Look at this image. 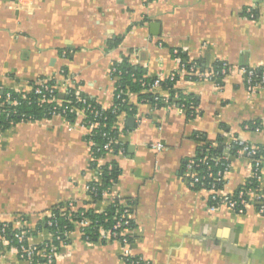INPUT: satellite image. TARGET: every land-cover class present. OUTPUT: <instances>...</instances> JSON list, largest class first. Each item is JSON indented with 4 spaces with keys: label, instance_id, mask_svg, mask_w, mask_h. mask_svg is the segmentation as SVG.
I'll return each mask as SVG.
<instances>
[{
    "label": "crops",
    "instance_id": "obj_1",
    "mask_svg": "<svg viewBox=\"0 0 264 264\" xmlns=\"http://www.w3.org/2000/svg\"><path fill=\"white\" fill-rule=\"evenodd\" d=\"M175 49L185 61L202 60L203 72L226 61L230 74L219 83L178 76L175 88L198 99L194 118L160 87L150 90L162 95L159 108L131 93L136 113L118 116L117 147L99 161L120 169L102 200L88 193L101 178L84 114L23 121L0 133V225L35 230L58 203L90 202L103 212L119 197L134 205L135 225L123 233L145 264H264V214L255 205L240 214L212 204L207 191L188 184L184 168L201 145L196 133L214 144L222 136L225 146L232 136L264 144V132L247 127L264 126V84L249 92L241 72L264 71V0H0V81L16 91L40 78L64 84L66 68L80 90L111 108L116 61L129 55L148 76L164 79L178 68ZM221 148L231 163L223 192H235L249 181L252 162ZM262 175L264 186V164ZM50 237L39 231L29 242ZM70 237L56 264H124L118 239L89 241L79 225ZM0 264L34 263L7 247Z\"/></svg>",
    "mask_w": 264,
    "mask_h": 264
},
{
    "label": "trees",
    "instance_id": "obj_2",
    "mask_svg": "<svg viewBox=\"0 0 264 264\" xmlns=\"http://www.w3.org/2000/svg\"><path fill=\"white\" fill-rule=\"evenodd\" d=\"M182 56L183 53H182ZM203 65V61L199 60V66ZM219 66V63L214 65L215 68ZM63 76L68 75L66 68L62 69ZM112 76L116 78L114 98L115 103L111 108H104L101 106L96 99L90 97L79 88V84H72L69 93L65 95L63 105L69 106L68 110L63 114L70 121H74L77 118L75 107L85 108L86 117L84 123L87 127H91L92 122H99V125L91 128V131L86 135V140L91 144L92 154L99 158L105 155L106 151L104 146L109 136H118V131L113 127L114 122L118 116L126 112L128 115H135L136 106L130 103L129 96L131 93H138L139 98L144 101H151L155 107L159 108L163 106L160 99H156L159 94L151 92L154 83L158 77L148 76L145 71V67L134 64L130 56H123L122 59L116 61L113 64ZM40 80H46V78H40ZM39 80V81H40ZM178 80V76L174 80L169 78L160 81V88L167 91L169 101H172L175 97H179L180 100L177 104L186 105V114L188 118H194L197 116L195 109L198 106V99L193 95H186L179 89L175 88V84ZM55 78H50L49 84L56 83ZM40 87L38 82H32L31 89L27 92L20 93L14 89L7 88L0 81V133L6 131L12 126L23 122V121H39L46 118H51L54 115V104L42 100V95L36 93V88ZM11 94V98L15 100V103L9 104L7 102V94ZM58 96L60 92H57ZM60 106L56 111L57 114H62L64 106ZM257 125H261L260 120H256ZM252 124V122L250 123ZM107 133V136L104 135ZM195 138L201 142L197 150V154L194 158L199 161L200 159L206 160L212 166L213 172H217L222 167V160H217L223 155V137L219 136L216 140L217 144L207 139L202 133H196ZM248 144L255 146L259 149L260 154L264 152V144L253 145L250 142ZM117 147V142L113 144L114 150ZM238 145L233 144L230 147V152L236 154ZM191 158L187 159L184 163V168L187 162ZM112 169L108 168V164L101 166L102 172L100 182H91V189L88 191L92 201L96 202L104 199V193L111 191L112 187L118 180L120 175V169L116 163L112 162ZM92 166H96V161H92ZM207 165H201L199 170H206ZM258 181L256 179H250L246 188L256 186ZM200 187V186H197ZM198 189V188H197ZM73 203V205H71ZM84 205H79L77 201H66L61 202L49 209L44 214L43 219L40 220L35 230L30 229H16L10 223H2L0 225V232L6 238L11 240V244L8 249H14V246H21V244L28 245L29 238L37 235L39 231H48L52 237L45 242L39 244V247L45 246L47 243L50 247L56 246L57 253L60 255L64 251V246L71 242L70 233L77 228L79 222L88 221L86 226H83V237L89 241H103L107 239L100 238L102 230H115L117 221L123 218V225L118 228L119 232H122L126 228H132L135 223L134 219L129 218V212L133 213L134 205L131 201H123L119 197L111 198L107 208L103 212L95 211L91 206H88L90 202H84ZM212 204H214L212 202ZM75 206V207H73ZM53 220V224L49 225V221ZM127 221V223H125ZM19 231H24L25 238L20 243L16 238L15 234ZM132 242V238L127 236ZM5 249H2L4 252ZM36 261H44V258L36 255Z\"/></svg>",
    "mask_w": 264,
    "mask_h": 264
},
{
    "label": "built area",
    "instance_id": "obj_3",
    "mask_svg": "<svg viewBox=\"0 0 264 264\" xmlns=\"http://www.w3.org/2000/svg\"><path fill=\"white\" fill-rule=\"evenodd\" d=\"M174 55L178 60V68L176 71L172 72L167 78L174 80L176 76L184 75L187 76L189 79L196 77L197 79H209L219 83L223 78L227 77L230 74L231 68L230 65L226 61H220L219 66L217 68L213 67L212 69L203 72L199 66L198 62H188L181 59L179 52L177 49L174 50ZM241 72L244 76L246 88L249 92H256L259 91L262 85L264 84V71H257L256 68L243 66L241 68ZM66 82L64 84H60L58 82L54 84H49L50 78L46 80L38 81V85L40 87L36 88V93L42 95V100L54 104V115H63L68 110L69 106L63 105L64 98H61L60 95L58 96L57 92L60 94L67 95L69 93L70 88H72V84H74L72 77L65 75ZM166 79V78H164ZM163 78L158 77L154 83L155 87H160V81ZM68 82V83H67ZM68 84V85H67ZM20 95L24 93V91H18ZM7 102L9 104L15 103L16 101L11 98V94H7ZM162 95L157 96V100L160 99ZM175 101L180 100L179 97L174 98ZM64 106L62 109V114H57L56 111L60 106ZM182 108H187L185 104L181 105ZM77 115L82 113L86 117V109L85 108H74ZM64 116V115H63ZM85 125V123H84ZM99 125V122H92L91 127L88 128V133L91 131V128L96 127ZM248 128L254 130L255 132H264V126L257 125L256 121H253L252 124L247 125ZM107 136V133H104ZM118 137H111L109 136L107 142L104 146L106 154L112 153L113 151V144L117 142ZM233 144L238 145L237 155L243 156L247 155L253 166V172L250 179H256L258 184L256 186H251L246 188V184L240 186L235 192H223L224 185L226 182V175L231 168V163L228 157L222 155L217 160H222V167L217 171L213 172L212 166L206 160L200 159L197 161L194 157H192L185 166L186 177L188 184L194 188L199 190H205L209 193V199L214 204H220L227 206L234 210L237 213L243 214L245 213L249 207L255 205L257 210L264 214V186L262 185L263 175H262V165L264 164V152L260 154V151L257 147L252 146L247 143L241 137L232 136L230 143L226 144L225 148L230 149ZM152 147L155 149H161L162 145L160 143L152 144ZM104 155V156H105ZM102 157H95L92 154V161H96V169L98 171V175L101 178L102 172L100 170L101 166L108 164V168L112 169L113 165L112 162H107L105 164H100V160L104 158ZM201 165H207L206 170H199L198 167ZM200 186V187H197ZM91 189L90 185H88V191ZM110 191L105 192L104 196H106ZM73 205V203H71ZM75 207V206H73ZM129 218H132V214L129 212ZM123 218L119 219L115 225V230H102L100 238H109V239H118L122 244V260L124 264H145L144 260L140 256H136L133 254L131 248V241L128 239L127 235L122 232H119L117 229L120 228L124 222H122ZM89 222L82 221L79 222L78 225L83 228ZM127 223V221L125 222ZM53 224V220L49 221V225ZM6 226V225H5ZM1 232L5 231V227ZM0 232V255L2 254V249H5L10 246L11 240L6 238ZM83 233V231H82ZM71 234V233H70ZM52 237V235H51ZM15 238L22 243L25 238L24 231H19L15 234ZM45 242V241H44ZM43 243V242H42ZM57 247L52 246L50 247L47 243L45 246L39 247V244H34L29 242L28 245L21 244V246H14V249L19 257L22 259L28 260L34 264H56L59 254L56 251ZM36 255L44 258V261L41 262L40 260L35 259Z\"/></svg>",
    "mask_w": 264,
    "mask_h": 264
},
{
    "label": "water",
    "instance_id": "obj_4",
    "mask_svg": "<svg viewBox=\"0 0 264 264\" xmlns=\"http://www.w3.org/2000/svg\"><path fill=\"white\" fill-rule=\"evenodd\" d=\"M155 25L157 26L158 24H155ZM60 97H61V98H64L65 95H64V94H60Z\"/></svg>",
    "mask_w": 264,
    "mask_h": 264
}]
</instances>
